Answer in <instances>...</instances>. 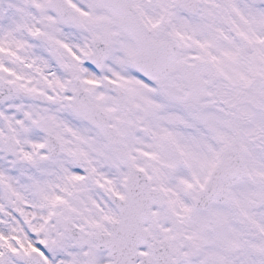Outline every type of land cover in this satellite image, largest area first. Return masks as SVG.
Returning <instances> with one entry per match:
<instances>
[{
	"label": "snow or ice",
	"instance_id": "1",
	"mask_svg": "<svg viewBox=\"0 0 264 264\" xmlns=\"http://www.w3.org/2000/svg\"><path fill=\"white\" fill-rule=\"evenodd\" d=\"M0 264H264V0H0Z\"/></svg>",
	"mask_w": 264,
	"mask_h": 264
}]
</instances>
